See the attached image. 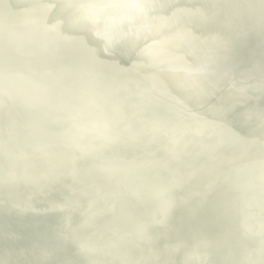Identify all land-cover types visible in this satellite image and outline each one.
<instances>
[{
	"label": "water",
	"instance_id": "95a60500",
	"mask_svg": "<svg viewBox=\"0 0 264 264\" xmlns=\"http://www.w3.org/2000/svg\"><path fill=\"white\" fill-rule=\"evenodd\" d=\"M149 1L86 3L119 25L194 2ZM93 36L77 54L44 38L43 67L0 49V264H264V73L237 80L241 59L218 63L224 41L205 68L172 69ZM21 44L31 64L40 44Z\"/></svg>",
	"mask_w": 264,
	"mask_h": 264
},
{
	"label": "bare ground",
	"instance_id": "6f19581e",
	"mask_svg": "<svg viewBox=\"0 0 264 264\" xmlns=\"http://www.w3.org/2000/svg\"><path fill=\"white\" fill-rule=\"evenodd\" d=\"M86 1L88 0H0V49L6 50V56L11 61L43 67L49 60L42 51L44 38L54 43V52L77 54L87 52L82 46L83 43L97 39L93 34H98L114 45V51L138 53L153 66L184 68L189 59L196 68H205L202 62L212 61L213 54L216 55L213 42L224 41L230 44V55L238 57L227 55L226 58L219 59L218 63L230 72L233 69L232 60L241 59L243 68L238 72L237 80L246 81L252 76L257 77L264 73L261 69V64H264V55L261 54L264 52V45L259 42L264 41V0H246L256 9L255 14L242 6L240 0H194L192 5L158 0L164 4V13L140 16L134 14L131 19L123 17L119 25L113 23L116 17L113 11L101 7L100 4L94 5L95 10H91ZM150 2L152 3L149 0H129V4L140 8L139 10L147 8ZM218 6L219 12L216 11ZM237 14L240 18L236 17ZM257 18L263 22L259 23ZM47 21L48 26L56 27V30L47 28ZM196 21L201 22L200 29L188 26L189 22ZM221 21H225V27L221 26ZM67 25L77 33L70 32ZM39 28L44 29L50 37L39 33ZM26 37L33 38L40 44L38 49H34V61L31 64L25 62L30 57L22 55L25 48L21 42ZM68 40H71L72 45L67 43ZM245 50L252 54L243 53ZM239 53L242 55H238ZM92 61L94 65H100L96 60ZM133 61L137 60L133 58ZM130 65L135 69L138 67L135 64ZM236 79L235 75L232 76L233 81L240 82ZM4 89L5 98L12 103L11 94L16 93L14 91L18 88L6 85ZM0 120H3L2 116ZM4 123L9 125L6 121L0 124L3 126ZM12 123L16 125V122H11V125ZM2 219L0 224L11 229L12 224L5 217ZM19 240L22 246L30 243L27 234Z\"/></svg>",
	"mask_w": 264,
	"mask_h": 264
}]
</instances>
